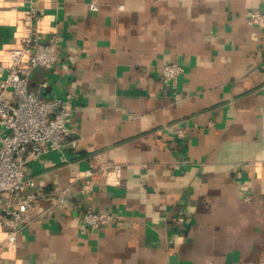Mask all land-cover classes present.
<instances>
[{"label":"crops","instance_id":"0c3cea01","mask_svg":"<svg viewBox=\"0 0 264 264\" xmlns=\"http://www.w3.org/2000/svg\"><path fill=\"white\" fill-rule=\"evenodd\" d=\"M28 1L0 0V58ZM32 1L61 61L30 88L72 92L75 110L63 147L28 158L25 190L45 196L0 264H264V28L248 21L264 0ZM172 61L178 101L160 78ZM94 156L121 165L122 184L84 189ZM89 207L121 225L84 226Z\"/></svg>","mask_w":264,"mask_h":264},{"label":"built area","instance_id":"2783aa9c","mask_svg":"<svg viewBox=\"0 0 264 264\" xmlns=\"http://www.w3.org/2000/svg\"><path fill=\"white\" fill-rule=\"evenodd\" d=\"M34 1H28V8L17 14L19 30L13 45L4 51L0 62L6 64L0 79V245L6 242L8 251L17 247L21 228L30 220L29 211L38 209V201L45 195L26 191L24 169L28 158L39 160L45 154L60 150L70 132L75 110V96L72 92L56 97H43L30 88V75L38 67L52 68L61 61L59 54L60 37L51 32L49 36L36 27L44 16ZM249 23L264 28V12L254 10ZM43 39H46L44 41ZM183 66L178 61L165 63L160 78L171 88L172 98L180 99L178 79ZM184 137L186 129H177ZM76 179H82L86 190H105L109 185L123 182L122 166L114 163H98L94 156L89 167L79 172ZM69 189H63L50 199L52 206L67 204ZM45 211L39 213L43 216ZM185 213L177 216V224L185 223ZM79 219L84 226L98 229L108 225L120 226L121 216L92 207L81 210Z\"/></svg>","mask_w":264,"mask_h":264}]
</instances>
